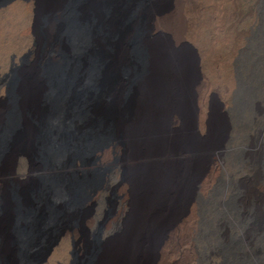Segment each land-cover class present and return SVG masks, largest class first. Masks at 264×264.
<instances>
[{
    "label": "rangeland",
    "instance_id": "obj_1",
    "mask_svg": "<svg viewBox=\"0 0 264 264\" xmlns=\"http://www.w3.org/2000/svg\"><path fill=\"white\" fill-rule=\"evenodd\" d=\"M82 1L64 0L61 8L52 10L46 25V38L41 44L37 42L36 27L32 23L37 10L34 3H18L0 11V90L5 91L1 103L8 109V120L0 128V149H5L16 139H24V148L30 154L28 161L19 163L20 173L26 175H9L0 181V189L6 190L14 203L13 220L16 219V202L20 194L33 207L23 221L25 234L22 239L15 230V222L10 228L11 255H15L17 263L39 264L37 261L59 230H68L65 225H69L70 230L65 238L61 237L56 248L53 247L50 256L53 258L45 264H91L101 246L116 236L120 224L119 220L116 221L117 215L127 211L129 200L127 153L129 149H145L137 147L135 128L140 118L138 99L141 86L152 72L154 46L167 44L174 53L180 52L192 63L190 90L192 102L198 106L199 112L196 127L192 130L193 138L209 141L215 126H224L222 139L219 138L221 141L216 147L220 149L219 155L210 158L220 164L222 174L216 182L208 185V195L202 193L200 186L195 191L200 214L201 210L202 214L206 213V205L218 200L219 196L224 197L218 207L222 213H228V206L241 214L247 213L244 207L246 186L253 187L260 194L251 198L249 203L254 208L259 207L261 196L264 197V169L261 170L262 180L249 174L246 184L238 176L235 180V175L230 171L227 173L225 168L237 160L249 166L264 163V0H94L98 20L93 12L91 22L95 29L92 31L93 35L100 37L101 48L97 49L92 40L86 39L81 50L72 56L71 63L72 69L80 62L89 64L90 69L95 60L102 62L101 72L93 74L90 79L86 74L82 88L75 92L81 114L77 117L71 114L50 127L46 116L48 102L42 97L40 105L44 114L32 120L31 131L26 136L23 128L18 126L13 103L18 73L37 63L40 70L49 75L56 70L55 60L64 62L67 59L66 53L56 52V46L64 44L67 8L70 16L75 15L78 12L75 8ZM13 21V35L9 36V25ZM38 45L42 50L39 59L36 55ZM95 97L100 101L101 111L93 118L88 109ZM258 103L262 123L255 122ZM199 116L204 127L199 124ZM173 120L178 121L171 113L167 127ZM173 126L179 127L177 124ZM50 131L64 141H68L72 134L78 138L90 135L94 140L100 135L112 136L103 151L96 150L90 156L87 151L80 154L84 157V164L78 155L79 159L72 165L78 150L69 152L58 171L72 188L76 178L84 180L86 188L96 187L103 179L101 188L84 205L77 204V195L64 204L46 209L44 204L35 202L38 197L46 196L47 179L42 169L32 172L29 165L44 162L45 155L40 149ZM231 183L233 186L229 185ZM248 207L246 205L247 210ZM249 215L246 228L250 231L256 221L253 214ZM2 216L0 213V219ZM41 216L44 220L38 224ZM200 218L193 227H200ZM225 224L224 220H219L212 228L222 244H227L225 235L221 236ZM241 239L249 242L245 233ZM259 249L255 255L264 260V249Z\"/></svg>",
    "mask_w": 264,
    "mask_h": 264
},
{
    "label": "bare ground",
    "instance_id": "obj_2",
    "mask_svg": "<svg viewBox=\"0 0 264 264\" xmlns=\"http://www.w3.org/2000/svg\"><path fill=\"white\" fill-rule=\"evenodd\" d=\"M23 2H32L36 6V15L32 23L36 27L37 42L41 44L46 38V25L52 10L61 8L64 0H0V11ZM95 3L94 0H83L75 8L76 12L78 10L77 14L73 13L71 16L67 8L64 44L58 43L56 46V52L66 53L67 59L64 62L55 60L56 73L49 75L44 73L37 63L18 73L13 103L17 111L18 126L23 128L26 136L31 131L32 120L44 114L40 105L42 97L48 102L46 116L50 127L71 114L75 117L81 114L78 112L80 106L76 103L75 92L82 88L86 74H89L90 79L93 74L101 72L102 62L100 59L95 60L90 69L89 64L84 62L72 65L74 67L72 69L71 63L72 56L81 50L86 39L92 40L97 49L101 48L100 37L93 35L92 31L95 29L91 22L92 13L96 11ZM93 16L98 20L96 12ZM14 24L13 21L9 25V36L13 35ZM39 47L38 45L36 51L37 59L42 55ZM152 53H154L152 72L144 82V86H141L138 99L140 118L135 128V137L139 143L137 147L145 149L128 150L127 211L118 213L116 221L119 220L120 224L116 236L107 238L91 264H264V260L255 255L258 252L255 251L260 247L261 250L264 249V234H262L264 233V197L261 196L259 207L250 206L251 198L259 194L253 187L246 186L245 189L246 199L243 203L247 213L241 214L230 206L227 208V214L222 213L218 207L219 204L222 205L224 197L219 196L218 200L206 205L208 206L206 213L202 214L201 210L200 214L195 191L197 186H200L202 193L208 195V185L216 182L222 174L223 169L220 164L210 161V158L219 155L220 149L216 147L222 139L224 126L222 124L215 126L209 141L193 138L192 130L196 127V116L199 112L198 106L192 102L193 94L190 90L192 63L180 52L174 53L167 44L154 46ZM4 92L3 89L0 90V128L5 124V120H8L6 117L8 109L1 103ZM91 104L88 109L90 115L94 116L93 118L98 117L101 111L99 99L95 97L91 100ZM257 108L259 111L255 122L262 123L260 115L258 116L261 111L259 103ZM171 113L175 114L178 121L173 120L172 125L167 127ZM200 117L199 124L204 127L205 123ZM173 124L179 127H174ZM111 140L112 136L100 135L94 140L90 135H82L78 138L72 134L68 141H64L53 136L50 131L40 149L45 155L44 162L41 165H29L31 167L29 171L32 172L42 169L47 179L45 186L47 194L45 197H38L36 204H44L46 209L64 204L76 195L78 205L88 202L92 195L97 193V189L101 188L103 179L96 187L86 188L84 180L76 178L72 188L58 171L62 168L63 159L69 152L78 150L71 161L72 165L79 157L84 164V157L80 154L87 151L90 156L96 150L103 151ZM29 157V150L24 148V139H16L5 149H0V181L9 175L10 177L15 174L26 175L20 173L19 163L28 161ZM237 161L228 164L225 168L227 173L230 171L235 175L234 178L238 176L245 183L249 174L262 180L263 162L257 165L252 163V166H249ZM252 180L254 181L253 178ZM16 203L18 205L16 219L13 220L11 215L14 203L8 198L7 191L0 189V213L3 214L0 219V264H18L15 255H11L13 240L10 228L15 222V230L22 239L25 234L23 221L27 212L33 208L23 194H20ZM246 205L250 207L248 210ZM37 208L40 209L39 206ZM38 210L36 211L39 213ZM249 214H253V219L256 221L250 231L246 228ZM198 218L202 219V224L199 228L193 227V223ZM38 220V224L42 223L43 216ZM219 220H224L226 223L224 234H221V236L225 235L224 240L227 243H224L225 246L221 243V239H218L219 236L214 229L212 230L213 224ZM65 227L68 230L64 231V228L59 230L45 254L37 261L39 264H45L53 258L50 256L54 248L61 237L65 238L70 230L69 225ZM243 233L249 242L241 239Z\"/></svg>",
    "mask_w": 264,
    "mask_h": 264
}]
</instances>
